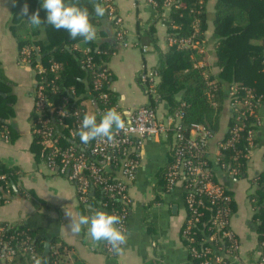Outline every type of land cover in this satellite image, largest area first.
Returning a JSON list of instances; mask_svg holds the SVG:
<instances>
[{
  "label": "built area",
  "instance_id": "built-area-1",
  "mask_svg": "<svg viewBox=\"0 0 264 264\" xmlns=\"http://www.w3.org/2000/svg\"><path fill=\"white\" fill-rule=\"evenodd\" d=\"M98 1L106 7V14L112 21L115 38L120 47L129 48L124 20L117 13L114 0ZM144 1L157 12L156 0ZM199 3L202 8L203 0ZM171 4L172 0L164 1V13H167L165 19L168 17V7ZM167 41L168 46L176 45L182 49L197 50V55L201 59L192 56L193 68H205L202 61L205 56L204 40H197L195 35L179 39L167 35ZM35 51L36 48L30 46L19 51V63L33 73L35 80L31 93L33 100L31 135L38 138L42 147V164L52 176L64 177L74 186L76 199L85 211L92 210L89 197L94 196L97 190L110 199L118 200L120 207L109 214L121 218L118 227L126 234L130 210L134 204L129 190L141 160L137 142L145 139H163L168 143V161L163 174L162 188L165 193H170L176 188L182 190L186 216L181 226V237L186 243L190 259L198 264H252L242 253L241 243L232 228L233 197L229 194L232 191L219 180L214 166H218L220 171L230 178L240 180V168L234 162L239 157H244L247 165L250 161L252 150L257 145L256 133L262 126L258 113L264 106V101L250 90H246L241 100L236 96L237 87L229 86V113L235 122L227 128L226 137L218 143L217 149L212 153L209 151V141L213 134L203 124L192 123L185 126L182 122L183 112L179 108L169 112L167 106L166 113L159 116L156 107L160 102L156 107H151V98L158 102L156 88L159 74L155 70L143 72L138 78L149 99L147 105L127 111H121L118 103L110 105L109 94L104 92L103 88L105 85L109 88L111 73L107 66L97 67L93 61V54L101 52L86 47L83 49L86 56L81 64L84 70L93 74V89L99 93L98 100L104 105L100 114L110 108H116L125 121V127L117 132L114 140L110 142L97 139L84 145L80 142L77 131L83 119L80 114L85 113V110L74 112L72 126L63 122L67 112L48 100L47 86L52 84L53 80L46 83L45 78L48 71L56 76L60 66L56 62H51L46 69L41 63L36 62L37 58L41 57ZM96 68L98 70L95 71ZM202 76L208 79L209 73L203 70ZM182 107L183 103L180 104V108ZM60 128L67 132L60 131ZM242 138L247 147V153L244 155L241 149H236ZM0 140L8 143L7 129L0 131ZM228 149H233L234 154L226 161L224 151ZM255 184L256 176L250 180L253 189ZM0 186L4 194V197L0 198L1 205V202H6L7 197L11 196L6 174H0ZM98 211L108 213L106 204H100ZM7 224V227H0V264H14L19 255H28L30 260H35L37 253L33 247V239L21 230V224ZM12 227L17 230L8 234ZM123 246L124 244L120 249ZM263 247L264 243L258 245V259L255 264H264ZM103 250L107 254H116L120 251L114 250L105 242Z\"/></svg>",
  "mask_w": 264,
  "mask_h": 264
},
{
  "label": "crops",
  "instance_id": "crops-1",
  "mask_svg": "<svg viewBox=\"0 0 264 264\" xmlns=\"http://www.w3.org/2000/svg\"><path fill=\"white\" fill-rule=\"evenodd\" d=\"M217 1L207 0L205 5L207 29L204 34L205 56L202 59L209 75L216 82L223 83L225 96L220 129L209 141V151L212 153L225 137L230 118L229 85L221 80L215 54L214 20ZM13 3L14 0H0V68L12 86L14 117L11 122L18 136L12 143L0 140V162L7 167H16L21 176L14 193L0 205V225L21 224L31 229L45 230L47 240L55 239L68 247L67 264L75 261L83 264H196L190 259L186 243L181 237V226L186 216L182 190L176 188L165 193L163 184L158 183L157 174L166 167L168 161V143L163 139L137 142L141 160L129 190L134 204L128 218L126 243L120 251L107 254L103 250V241L93 246L86 228L79 235L71 234L67 228L69 220L65 212L73 216L82 214L75 188L66 178L52 176L41 161L35 160L31 152L29 117L35 80L33 73L19 63V50L9 31ZM114 5L124 20L130 47H120L107 14L102 18L97 17L96 42L105 44L111 52L107 62L112 76L110 86L118 96L120 110L127 111L149 102L138 78L141 73L155 70L158 66L157 52L149 35L151 30L160 50L166 51L168 48L167 13L159 16L144 0H114ZM85 46L83 43L76 45L80 49ZM85 106L87 114L97 113L96 106L90 101ZM156 109L159 116H163L167 104L160 102ZM258 115L262 126L257 131V145L251 153L247 177L235 180L214 166L219 180L234 193L237 208L232 218V228L239 238L242 253L252 264L258 259L257 227L252 221L253 210L245 189L252 188L251 178L264 171V106L259 109ZM240 183H245L247 187L240 190ZM20 189L27 192L28 196H22L18 192ZM3 197L0 190V198Z\"/></svg>",
  "mask_w": 264,
  "mask_h": 264
},
{
  "label": "trees",
  "instance_id": "trees-1",
  "mask_svg": "<svg viewBox=\"0 0 264 264\" xmlns=\"http://www.w3.org/2000/svg\"><path fill=\"white\" fill-rule=\"evenodd\" d=\"M156 1L158 3L156 10L161 16L165 11V0ZM96 2L100 3L98 0ZM199 2L200 0H172L171 6L168 7V17L165 19L166 32L169 37L179 39L195 35L197 40H204L207 29L205 11L207 0H203L202 8ZM25 3L29 6L30 14L39 9L41 20L46 21L47 13L41 7L42 0H14L9 31L14 37L19 51L28 46L36 48L35 52L39 53L41 64L46 69L51 62L59 64L60 69L56 76L49 71L45 75L46 83L53 80V83L47 86L48 100L66 110L67 116L63 121L65 124L72 126L75 111L85 110V113L80 114L82 118L84 117L87 113L85 106L87 101L96 106L98 110L96 116L99 121L102 116L100 110L104 105L98 100L99 93L93 89V74L91 71L84 70L81 64L86 55L83 52L84 48H77L76 45L83 43L82 38L78 37L73 40L66 30H56L46 23H42L38 28H33L28 23L27 17L21 14ZM79 5L87 7L89 12L93 13V4L90 0H79ZM91 22L95 26L98 25V18L94 13ZM149 35L153 39L157 52L158 66L155 71L159 74V83L156 88L158 102L151 98V107H156L159 102H165L169 112L179 108L183 112L182 122L185 126L192 123L203 124L214 136L220 129L223 112L225 98L223 83L216 82L211 75L208 79L203 78L202 72L207 70L206 67L204 69L193 68L192 56L201 59L197 55V50L182 49L171 45L166 51H162L157 46L153 30L149 32ZM214 37L216 39L215 54L221 80L229 86L235 85L238 89L236 96L241 100L244 98L246 90H250L261 101H264V0H218L215 5ZM85 45V48L98 49L101 52L93 54V61L97 67L107 66L111 52L107 50L105 44L94 41ZM0 74L4 76L1 68ZM35 77L39 78L38 75ZM111 82L112 76L109 88L105 85L103 91L109 94V104L114 105L118 103V96L112 90ZM72 90L74 94H72ZM181 103L184 104L182 108H180ZM13 106L12 86L6 78L0 79V131L8 130V143L14 142L18 136L17 129L11 122L14 117ZM32 119L33 113L29 117L30 125H32ZM234 122V118L230 117L228 127H231ZM60 131L67 132L62 128ZM241 140L236 145V149H241L244 155L247 153V147L243 138ZM233 151V149L224 151L226 161L232 158ZM31 152L37 162L42 160V147L35 136L32 137ZM234 163L240 168V179H245L248 170L247 160L244 157H239ZM164 170L165 168L157 174L159 184L164 183ZM0 174L7 175L11 194H13L21 172L16 167H7L0 162ZM18 192L22 196H28V193L23 189ZM229 194L233 197L231 206L233 214H235L237 205L234 193L229 192ZM249 200L253 210L252 221L257 227V242L258 245H261L264 243V171L256 176L254 192L249 195ZM89 201L92 210L85 211L81 205L80 207L82 214L90 217L98 211L100 204H106L108 213L120 207L118 200L106 197L101 194L100 190H97L94 196H90ZM95 208L96 210H94ZM7 226V223L0 225V227ZM15 230L17 229L12 227L8 230V234H12ZM21 230H24L33 239L37 258L42 259L46 264H67L66 258L69 250L67 246L52 239L49 252L45 257H42L44 244L48 239L45 230L31 229L23 225ZM262 253L264 255V247ZM14 264H34V260H30L28 255H19ZM73 264L83 263L75 261Z\"/></svg>",
  "mask_w": 264,
  "mask_h": 264
},
{
  "label": "clouds",
  "instance_id": "clouds-1",
  "mask_svg": "<svg viewBox=\"0 0 264 264\" xmlns=\"http://www.w3.org/2000/svg\"><path fill=\"white\" fill-rule=\"evenodd\" d=\"M93 4V13L96 17H104L106 7L90 0ZM41 7L46 11V21H42L40 10L29 13V6L25 3L21 9V14L27 17L28 23L33 28H38L42 23L51 25L56 30H66L71 39L82 38L84 44H89L97 40L98 32L96 26L91 22L92 14L87 7H81L79 0H42ZM125 127V121L116 108H110L102 114L99 121L96 114H85L77 135L80 142L88 145L93 140L112 141L115 134ZM69 222L67 228L73 235H79L82 230L87 228V235L93 246L100 242L119 251L120 246L126 243V234L118 227L121 224V218L115 214H109L105 211H97L91 217L65 212ZM34 264H46L42 259L37 258Z\"/></svg>",
  "mask_w": 264,
  "mask_h": 264
},
{
  "label": "water",
  "instance_id": "water-1",
  "mask_svg": "<svg viewBox=\"0 0 264 264\" xmlns=\"http://www.w3.org/2000/svg\"><path fill=\"white\" fill-rule=\"evenodd\" d=\"M36 62L38 64L41 63V59L37 58ZM50 244H51V241L50 240H47L44 244V252L42 254V257H45L47 255V253L49 252V248H50Z\"/></svg>",
  "mask_w": 264,
  "mask_h": 264
},
{
  "label": "rangeland",
  "instance_id": "rangeland-1",
  "mask_svg": "<svg viewBox=\"0 0 264 264\" xmlns=\"http://www.w3.org/2000/svg\"><path fill=\"white\" fill-rule=\"evenodd\" d=\"M3 75H4V74H3ZM4 78H6V77H5V76H2V75L0 74V79H4ZM158 115H159V112H158ZM245 186H246L245 183H240V190H242ZM246 187H247V186H246ZM253 192H254V190H253L252 188H248V187H247V189H245V193H246V195L253 194Z\"/></svg>",
  "mask_w": 264,
  "mask_h": 264
}]
</instances>
